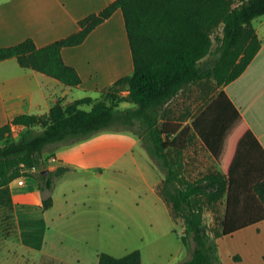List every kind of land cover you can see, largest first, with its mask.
Wrapping results in <instances>:
<instances>
[{
    "label": "trees",
    "instance_id": "trees-1",
    "mask_svg": "<svg viewBox=\"0 0 264 264\" xmlns=\"http://www.w3.org/2000/svg\"><path fill=\"white\" fill-rule=\"evenodd\" d=\"M117 9L122 12L133 72L105 90L115 94L127 91L119 102L133 106L121 110L118 104L84 97L66 105L56 103L45 115H17L0 126V205L12 208L9 185L29 176L46 151L103 130H129L165 174L163 192L183 221L180 241L190 253L181 264H223L215 239L264 220V154L248 152L251 162L246 164L240 157L229 166L222 163L214 144L204 135L207 115L203 112L192 125L222 170L187 181L179 177L181 164L174 165L170 157L172 131L159 120L164 106L187 86L209 79L222 86L245 70L261 44L252 21L264 15V0H114L82 18L78 31L53 43L37 47L28 38L0 47V62L14 58L22 68L68 87L78 86L81 78L63 61L62 48L83 43ZM85 105L90 109H83ZM12 125L21 127L16 138ZM65 171L67 168L59 167L38 175L40 191L50 192L54 179ZM223 200L226 206L220 226L210 233L204 207ZM52 202L51 196L42 199L45 209ZM97 258V264H142L139 250L121 257L99 253Z\"/></svg>",
    "mask_w": 264,
    "mask_h": 264
},
{
    "label": "crops",
    "instance_id": "crops-1",
    "mask_svg": "<svg viewBox=\"0 0 264 264\" xmlns=\"http://www.w3.org/2000/svg\"><path fill=\"white\" fill-rule=\"evenodd\" d=\"M113 1L0 0V47L28 38L37 47L53 43L78 31L82 18L99 12ZM252 26L261 43L256 55L236 79L217 86L215 97L204 103L193 119L203 112L204 117L207 115L204 135L214 144L221 162L228 166L235 157L246 164L251 162L250 152L264 154V15L255 18ZM61 56L65 64L78 72L81 78L78 86L68 87L42 73L22 68L14 58L0 62V126L21 114L45 115L56 103L66 105L84 97L99 99L101 92L117 79L130 75L133 63L121 10L117 9L93 29L80 45L62 48ZM173 100L162 109L159 124L172 131L170 157L174 165L179 163L183 167L179 177L194 181L222 170L197 134L193 121L189 126H172L162 120L163 112ZM16 129L19 134L21 127ZM18 134L13 135L14 138ZM193 140L214 165L197 178H191L189 172L184 174V152ZM53 158L58 163L51 165L52 170L64 164ZM28 179H33L34 184L23 189ZM9 188L16 241L5 248L0 229V256L10 250L13 254L10 262L2 260L0 264H49L56 258L55 244L65 225L64 214L52 215V207L44 208L45 192L40 191L34 178H27L22 186L14 180ZM219 206L224 212L225 200ZM215 242L223 264H264V220L218 237Z\"/></svg>",
    "mask_w": 264,
    "mask_h": 264
},
{
    "label": "rangeland",
    "instance_id": "rangeland-1",
    "mask_svg": "<svg viewBox=\"0 0 264 264\" xmlns=\"http://www.w3.org/2000/svg\"><path fill=\"white\" fill-rule=\"evenodd\" d=\"M216 89L211 79L187 86L165 109L162 120L172 126L191 125L204 103L215 97ZM126 94L125 90L117 94L103 90L99 99L118 104L123 110L133 106L119 102ZM82 108L89 110L90 106ZM16 134L18 131L12 135ZM197 144L193 140L183 157L184 174L189 172L191 178L214 168ZM53 156L64 161L60 165L67 171L56 177L53 189L44 194L54 200L51 214H64L65 224L55 244L56 258L49 264H97L99 253L121 257L134 250L140 251L142 264H181L189 259L190 253L180 241L183 221L163 192L165 174L133 132L103 130L46 151L37 168L23 176L24 183L27 178L38 183L42 172L56 171L59 167L51 169L58 163L51 160ZM33 184V179H28L22 188ZM221 203L204 207V222L210 233L220 226L224 213ZM0 229L5 248L10 247L16 241L12 208L0 205ZM11 253L0 256V261L10 262Z\"/></svg>",
    "mask_w": 264,
    "mask_h": 264
},
{
    "label": "built area",
    "instance_id": "built-area-1",
    "mask_svg": "<svg viewBox=\"0 0 264 264\" xmlns=\"http://www.w3.org/2000/svg\"><path fill=\"white\" fill-rule=\"evenodd\" d=\"M16 127H17V126H14V125L11 126L12 134H14V133L17 131ZM51 160L54 161V158L51 159ZM22 178H23V177H20V178H18V180H17V183H18L19 185H21V186L24 184Z\"/></svg>",
    "mask_w": 264,
    "mask_h": 264
},
{
    "label": "water",
    "instance_id": "water-1",
    "mask_svg": "<svg viewBox=\"0 0 264 264\" xmlns=\"http://www.w3.org/2000/svg\"><path fill=\"white\" fill-rule=\"evenodd\" d=\"M43 174H45L46 173V171H44V172H42Z\"/></svg>",
    "mask_w": 264,
    "mask_h": 264
}]
</instances>
